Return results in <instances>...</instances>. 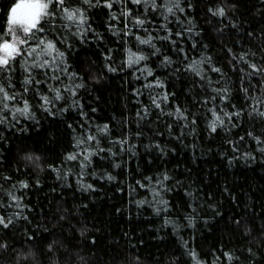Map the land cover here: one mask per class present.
Masks as SVG:
<instances>
[{
    "label": "trees",
    "instance_id": "16d2710c",
    "mask_svg": "<svg viewBox=\"0 0 264 264\" xmlns=\"http://www.w3.org/2000/svg\"><path fill=\"white\" fill-rule=\"evenodd\" d=\"M17 2L0 264H264V0H52L14 38Z\"/></svg>",
    "mask_w": 264,
    "mask_h": 264
},
{
    "label": "snow or ice",
    "instance_id": "6c2138e0",
    "mask_svg": "<svg viewBox=\"0 0 264 264\" xmlns=\"http://www.w3.org/2000/svg\"><path fill=\"white\" fill-rule=\"evenodd\" d=\"M142 0H134V3H141ZM52 3V0H47V2H45V0H19V2L15 3L14 6L10 9V13L8 16V25H9V31L13 32L14 38H15V30L13 28V26H21L22 31L25 35H29L32 33V31L35 29L37 31H42V29L37 28V25L40 23V17L42 15H48L49 13L47 12V9L49 7V5ZM57 3H59L60 5H63L65 3V0H57ZM85 4H92V0H84ZM100 0H96V4H99ZM106 7L111 8L112 7V3L110 2V0H108V2L105 3ZM153 6L155 7V0H153ZM175 7L179 8V2L178 0H176L175 3ZM184 9L180 8V11H183ZM173 8L172 7H168L167 8V12L168 13H172ZM65 12V16L67 18V20L69 21H73V20H78L79 23L83 24L85 23V16H84V12L81 11L80 8H76L73 10H68L67 8L64 9ZM214 15L218 14L220 16L224 15V10L223 9H218L217 11L213 12ZM115 18V16L113 17ZM136 23L138 24H143L144 21L137 19ZM26 41L20 40L19 43H25ZM41 43H43V41H41ZM140 43L142 44H150L151 43V38H149L148 40H141ZM47 49L52 50L54 48V45L49 42L46 45ZM34 50V49H33ZM157 51H159L157 49ZM0 53H3V55H0V69H4L7 70L10 59H14L13 53H15L16 55H19V50L17 49V47L15 46L14 43H9L7 41H4L2 43H0ZM60 55L62 56L63 53H60ZM146 59L145 56L143 55H136L135 53H129V58H128V64L129 66H131L134 63H138L141 60ZM251 67L253 68V71H264V69H257L255 65H251ZM214 71H219V69H213ZM199 74V73H197ZM149 75H151V72L149 71ZM29 81H25V83L27 84ZM76 87H81V85H76ZM0 94H3L2 98L3 100H12L15 97L12 95H9L6 91L5 88L3 86H0ZM73 95H75V92H73ZM57 99H60V95H59V91L57 90ZM165 99H167V97L165 96ZM43 100L45 102V104L49 103V100L47 97H43ZM155 102V101H154ZM160 105L157 104V107H159ZM5 107H7V105H5ZM47 110V109H45ZM180 110L177 109V112H179ZM16 112H20L23 115H25L27 117L28 113H29V104L27 102L24 103V106L22 109L17 108ZM238 115V113H237ZM262 115H264V113H262ZM213 116L215 117V119H213L210 123V127L212 131H216V127H217V123H223V121L220 119L219 116L216 115L215 112H213ZM107 125H104V128L102 129V131H107ZM89 139H94V137H89ZM102 150V149H101ZM93 153H89L88 156H85L84 159L88 160L89 156H91ZM69 160H74L76 159L75 156H69L68 157ZM83 166V165H82ZM165 179H168L167 176L164 177ZM109 179H111V177H109ZM27 184H22V187H27ZM92 186L89 184L87 185V188H91ZM15 199V198H14ZM166 203V201L164 202ZM11 223V220H9L7 223L5 222L3 217H0V224H2L5 228L8 227V225ZM195 258V257H194Z\"/></svg>",
    "mask_w": 264,
    "mask_h": 264
},
{
    "label": "rangeland",
    "instance_id": "374dc122",
    "mask_svg": "<svg viewBox=\"0 0 264 264\" xmlns=\"http://www.w3.org/2000/svg\"><path fill=\"white\" fill-rule=\"evenodd\" d=\"M16 28L18 27V28H21V26H15Z\"/></svg>",
    "mask_w": 264,
    "mask_h": 264
}]
</instances>
